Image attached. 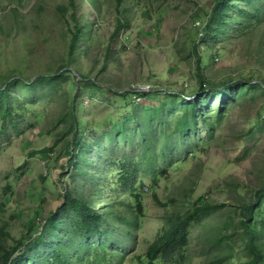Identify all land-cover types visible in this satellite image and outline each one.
I'll use <instances>...</instances> for the list:
<instances>
[{"label":"rangeland","instance_id":"rangeland-1","mask_svg":"<svg viewBox=\"0 0 264 264\" xmlns=\"http://www.w3.org/2000/svg\"><path fill=\"white\" fill-rule=\"evenodd\" d=\"M215 1L0 0V264H149L184 220V246L154 264H253L241 208L258 200L264 248V0L212 40ZM70 198L102 212L99 230Z\"/></svg>","mask_w":264,"mask_h":264},{"label":"trees","instance_id":"trees-1","mask_svg":"<svg viewBox=\"0 0 264 264\" xmlns=\"http://www.w3.org/2000/svg\"><path fill=\"white\" fill-rule=\"evenodd\" d=\"M94 3V0H91ZM244 1V0H243ZM248 7H245L239 0H216L211 13L209 16L208 24L206 26V37L215 40L219 33H223L228 27L232 28V24L235 21L232 12L237 10L241 17V21L245 16L251 18L255 13L250 9L253 4V0H246ZM245 14V15H243ZM244 16V17H243ZM239 21V22H240ZM84 25L75 24L72 31L71 43L69 54L72 56L74 54L77 43L80 41L84 33ZM199 59H201L199 57ZM198 59V74L204 85L205 83V73L201 65V60ZM258 85H264V79H254ZM5 86V85H3ZM202 91H206L205 87L201 86ZM5 90L4 87L0 88V93ZM196 107V106H195ZM76 166V165H74ZM73 208L79 212L82 217V220L85 222L86 230L88 232L99 230L101 224L105 217H103L102 212L94 209L91 204H86L81 202L79 199L70 198ZM258 201V200H257ZM253 201L250 205H246L241 208L242 214V224L244 227V232L247 237V247L253 252L254 260L253 264H264V248L256 243V239L259 236V232L254 230L251 226L252 214L250 212V206H253L257 203ZM208 204L204 203L203 206L198 207L194 214H198L199 211H205L208 208ZM193 216V215H192ZM56 216L53 215L52 219L46 226V232L56 231L59 227L56 224ZM132 220L126 219L128 225L132 224ZM188 224V220H184L179 224L175 225L173 228L168 229L157 241H155L148 250L149 264H154L153 261L158 257H165L170 254L172 251L184 246L185 242V228ZM105 238H112L109 233H105ZM56 259L59 261H64V254L54 250ZM24 256L32 257V254L25 253V255H17L14 259L7 258L5 264H17L20 262Z\"/></svg>","mask_w":264,"mask_h":264}]
</instances>
